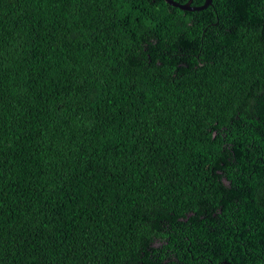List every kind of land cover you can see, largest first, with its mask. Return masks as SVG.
<instances>
[{"label": "trees", "instance_id": "16d2710c", "mask_svg": "<svg viewBox=\"0 0 264 264\" xmlns=\"http://www.w3.org/2000/svg\"><path fill=\"white\" fill-rule=\"evenodd\" d=\"M224 262L264 263V0H0V264Z\"/></svg>", "mask_w": 264, "mask_h": 264}, {"label": "water", "instance_id": "95a60500", "mask_svg": "<svg viewBox=\"0 0 264 264\" xmlns=\"http://www.w3.org/2000/svg\"><path fill=\"white\" fill-rule=\"evenodd\" d=\"M168 4L170 5H173V6H177L183 10H199V9H203L205 7H207L210 3H211V0H204V3L199 5V6H192L191 5V2L192 0H188L186 3L184 4H181V3H178L174 0H165ZM224 264H229L227 262H224ZM260 264H264V263H260Z\"/></svg>", "mask_w": 264, "mask_h": 264}]
</instances>
